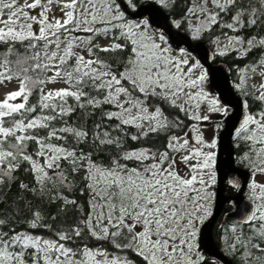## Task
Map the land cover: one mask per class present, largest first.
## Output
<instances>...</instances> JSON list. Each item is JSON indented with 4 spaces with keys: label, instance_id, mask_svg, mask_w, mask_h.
I'll list each match as a JSON object with an SVG mask.
<instances>
[{
    "label": "snow or ice",
    "instance_id": "1",
    "mask_svg": "<svg viewBox=\"0 0 264 264\" xmlns=\"http://www.w3.org/2000/svg\"><path fill=\"white\" fill-rule=\"evenodd\" d=\"M173 4L0 0V86L16 82L0 97V184L16 181L23 168L30 179L19 188L40 201L25 196L18 205L22 219L0 213V264H136L127 252L141 264L204 259L197 237L212 215L218 165L217 141L205 139L199 122L209 120L204 111L227 109L204 90L208 70L180 46L186 40L157 23L154 5ZM185 9L172 25H186L196 41L216 28L238 33L264 25V0H186ZM222 36L226 43L216 37L214 55L264 48L259 34ZM101 53L119 58L109 62ZM257 66L264 77V59ZM257 66L241 72L255 74ZM56 84L63 87H49ZM256 91L264 102V83ZM165 105L177 111L175 119ZM78 112L99 120L91 129L80 117L70 123ZM179 113L197 123L185 124ZM184 128L189 131L181 135ZM235 136L249 144L242 160L250 177L244 212L228 229L229 248L240 264H264V182L256 179L264 177V111L246 113ZM153 137L166 142L146 146ZM77 180L83 204L69 195ZM45 201L65 217L71 213L72 222L58 224L51 212L53 223L45 222Z\"/></svg>",
    "mask_w": 264,
    "mask_h": 264
},
{
    "label": "trees",
    "instance_id": "2",
    "mask_svg": "<svg viewBox=\"0 0 264 264\" xmlns=\"http://www.w3.org/2000/svg\"><path fill=\"white\" fill-rule=\"evenodd\" d=\"M148 1L151 3L150 0H147V2ZM185 3H186V0H174L173 6L169 8H163L159 5L157 6L168 15V18H169L168 22L172 25L173 20H179L183 16L184 11L186 10ZM222 15H223L224 21L230 22L229 16L227 14H222ZM172 27L174 30L190 38L189 34L185 31L186 25L182 26L180 29L175 28L173 25ZM223 32H228L229 35H239L241 37L257 35V34H259L260 36H264V25L256 27V28H252V29H241L238 33H232L228 29L216 28L215 31L205 32L199 41L192 40L190 38L193 45H195L196 43L203 44L212 52L213 64L221 63L227 66V68L230 71V76H231V80L233 83L234 91L236 92V94L246 99L250 113L253 115H256L260 111H264V103L256 99L255 88L252 85V81H251L253 74L250 72L242 73L241 70L249 69L253 66H257L258 62L261 59H264V48H254L251 51L247 52L246 54H241L240 52H236V51H229L228 54L224 56H221L218 54L214 55V53L218 52L215 50L217 45L213 43L215 38L220 37L221 42L226 41L224 37L222 36ZM104 39H105L104 37H101L100 41ZM191 54L197 59L194 53L191 52ZM101 57L109 59V62H113L119 58V54L101 53ZM257 68L258 66L256 67V69ZM242 75H247L248 78L246 79V83L243 86H238L240 85V80H241ZM13 82L16 83L15 81ZM37 95L38 93H34L33 96L30 98V101L32 103H35ZM165 111H166V115H168L170 119L176 118L177 111L168 108V106L166 105H165ZM179 116L181 119L184 120L185 124L193 123L192 121L188 120L187 117H185L183 113H179ZM78 117H80L79 123L86 124V127L89 129L92 128L94 121L98 122L99 120V114H97L95 117L86 116V115L81 117V114L78 112L76 115L72 117V120L70 121V123L77 122ZM220 126H221L220 123L216 124V128H218V130ZM187 130L188 128H184L181 131V134H183V132H186ZM173 131H177V130L173 129ZM234 139L235 140L232 142V144L234 145V148H235V155L237 157L236 162L238 164L239 162L243 161L242 157L245 155V153H249V144L246 143L242 139L236 138V136L234 137ZM162 142H166V140H164L163 137H153V139L149 141L148 145L146 146L159 147ZM130 143H132L134 146H138L136 145V142H130ZM97 158L100 160H103L105 158V153H101ZM15 176H16V181L0 184V213H2L8 219L13 220V221L17 216H20L22 219V217L25 215V213H18V205L20 204V201L25 196L27 197L28 200L32 201L34 205L40 203L38 197L34 198L31 194L24 193L19 188L20 182L27 183L29 181L30 177L28 173H26L24 169L21 168L16 171ZM76 184H77V187L75 189L74 194H69V195H71L72 198H78L79 202L83 204L86 202L87 197L80 196V192H79L80 181L79 180L76 181ZM20 206L22 207V205ZM42 207L45 210V217H46L45 222L53 223L50 216H48L49 212H51V215L53 216L59 215L60 219L58 221V224H63V226L67 227L68 224L72 222L71 213H69L67 217H65L64 213H57L55 207L53 205L47 204L46 201L43 203ZM16 226L18 228L27 227L26 224H23V223H20ZM41 231L43 232L44 230H41ZM88 243L92 245V244H95L96 242L88 241ZM126 256L129 260L135 261L136 264H141L140 259L134 253L127 252Z\"/></svg>",
    "mask_w": 264,
    "mask_h": 264
},
{
    "label": "water",
    "instance_id": "3",
    "mask_svg": "<svg viewBox=\"0 0 264 264\" xmlns=\"http://www.w3.org/2000/svg\"><path fill=\"white\" fill-rule=\"evenodd\" d=\"M150 3V2H148ZM154 8L158 10L156 15L157 23L164 28L170 29V31L175 34L181 40H186V43L181 42V47H186L192 53H194L198 60L205 66L208 70V84L209 86L217 92L220 99L229 108L227 114L219 119L222 129L218 133V185H217V196L215 198V207L212 216L203 225V231L201 235L202 246L206 247V255L208 258H212L219 262L220 264H232L228 259H226L217 249L214 247L211 237V227L219 213L220 206L222 204V191L223 190V172L222 168L225 166L227 168H236L235 164V150L232 144L233 137L235 136V131L239 127L243 120V116L246 113H250L248 108V103L246 99L236 94L233 89V83L230 76V71L226 65L221 63L213 64L212 52L203 44L196 43L192 44L191 39L174 30L172 25L168 22V15L161 10L157 5ZM245 103L247 107H245Z\"/></svg>",
    "mask_w": 264,
    "mask_h": 264
},
{
    "label": "flooded vegetation",
    "instance_id": "4",
    "mask_svg": "<svg viewBox=\"0 0 264 264\" xmlns=\"http://www.w3.org/2000/svg\"><path fill=\"white\" fill-rule=\"evenodd\" d=\"M221 125V124H220ZM222 129L220 126L219 130L216 134V141L218 139V133ZM235 137V136H234ZM233 137V141L235 140ZM235 150V148H234ZM217 158H218V144L216 147ZM236 155H235V169H230L227 167L222 168L223 172V190H222V204L220 206L219 213L211 227V237L214 247L221 253L226 259H228L232 264H240L239 256L233 255L229 245L232 243V233L228 231L229 227L236 223L241 215L244 212L245 204L247 203L246 200V193H247V181L250 177V170L247 166V161H241L237 164L236 162ZM255 158V157H254ZM253 158V159H254ZM218 174V170H217ZM257 180L264 182V177L259 175L256 176ZM218 180V175H217ZM233 180L240 185V188L232 187L228 181ZM218 183L213 187V191L216 192ZM215 207V199L211 202V211L212 214L214 212ZM212 216V215H211ZM209 216L202 225H200L201 231L197 237V247L200 254L205 256L206 259L214 261L215 264H220L216 260L212 258H208L206 255V247L202 246L201 243V235L204 228V224L208 221L211 217ZM237 231L239 232L240 229L238 228Z\"/></svg>",
    "mask_w": 264,
    "mask_h": 264
},
{
    "label": "rangeland",
    "instance_id": "5",
    "mask_svg": "<svg viewBox=\"0 0 264 264\" xmlns=\"http://www.w3.org/2000/svg\"><path fill=\"white\" fill-rule=\"evenodd\" d=\"M58 14L59 13H57V15ZM103 41L104 40H101L100 42H103ZM224 43H226V41L221 42V45H223ZM215 50L218 51L217 47H216ZM251 81H252V85L255 88V95L258 96L259 95V92L256 91V89L259 87V85L261 83H264V77H262L260 75V69H259V67L256 69V73L253 74V77L251 78ZM49 87H63V85L62 84H56V85H49ZM15 88H16V83H14V82L8 84L7 87H2L1 86L0 87V97H2L8 91L15 90ZM204 90L206 92H208L212 97L216 98L219 101V103H220V105H221L222 108H226L227 111L229 110V108L226 107V105L220 99V97L218 96L217 92H215L209 86L208 81L205 82ZM201 108L202 109H205L206 108V105L205 104H201ZM202 114H206V115L209 116V120H207V121H200L199 122L200 129L204 133L205 139L206 140H210L212 138H215L216 139L217 138L216 137V134H217V131H218V128H216V124L217 123H220L218 120L220 118H222V116H224L225 114L223 112H207V111L202 112ZM192 122L193 123H197L196 121H192ZM187 131H189V129ZM191 134L192 133L190 132V135ZM212 151H216V148L215 149H212ZM197 251H199L198 250V247H197ZM201 256L204 257V259L200 262V264H215V263H213L214 261H211V260L206 259L205 256H203V254Z\"/></svg>",
    "mask_w": 264,
    "mask_h": 264
}]
</instances>
